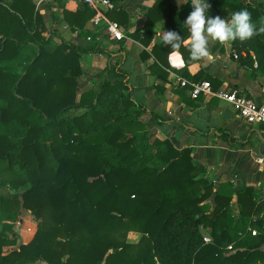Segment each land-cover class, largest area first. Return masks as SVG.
<instances>
[{
    "label": "trees",
    "instance_id": "1",
    "mask_svg": "<svg viewBox=\"0 0 264 264\" xmlns=\"http://www.w3.org/2000/svg\"><path fill=\"white\" fill-rule=\"evenodd\" d=\"M10 3L17 12L0 4V264H264V199L256 190L229 180L214 188L189 147L152 138L117 61L108 68L116 82L104 79L78 98L80 52L90 48L52 43L29 20L30 0ZM207 3L216 16L246 9L257 28L264 20L260 3ZM159 6L168 9L167 30L184 38L188 29L170 0H154L145 24L132 34L149 43L156 20L151 12ZM232 44L264 54V33ZM157 48L172 50L154 43L158 59ZM185 49L179 51L188 63ZM78 106L85 108L65 115ZM234 194L238 215L231 208ZM23 211L34 215L36 230L5 251ZM129 230L141 233L137 241L127 240Z\"/></svg>",
    "mask_w": 264,
    "mask_h": 264
},
{
    "label": "crops",
    "instance_id": "2",
    "mask_svg": "<svg viewBox=\"0 0 264 264\" xmlns=\"http://www.w3.org/2000/svg\"><path fill=\"white\" fill-rule=\"evenodd\" d=\"M14 1L0 0V4L12 12L14 8L10 2ZM30 1L33 12L29 20L33 26L38 23L42 34L52 43H59L63 39L71 45L90 48L80 52L81 73L76 85L78 98L89 89H98L104 79L116 82L118 75L108 68L111 61H117L120 69L127 74L130 96L142 108L141 119L152 138L169 139L178 149L189 147L193 162L204 166L203 175L214 182V188L220 182L229 180L236 188L251 185L257 192L256 198L264 199V137L260 125L244 121L229 101L214 93L218 89L236 88L257 102L264 101L262 52L258 54L254 48L238 51L232 42L221 44L210 41L212 61H192L186 47L184 54L189 62H185L180 51L183 65L176 68L171 66L168 59L172 50L165 54L164 49L157 48L161 59L152 52V45L162 42L160 33L167 30L166 6H159L151 12L156 20L151 27L154 33L149 43H143L132 34L145 24L154 0H110L111 7L100 5L105 15L118 21L125 32V37L120 40L109 37L104 22L94 25L92 6L79 0ZM170 1L178 8L182 24L185 25L192 11L191 0ZM249 1L256 4L263 2ZM210 5L207 15L215 17V6ZM261 7L264 14V2ZM35 13L40 15L39 22L35 20ZM232 14L233 10H228L222 12L220 17L230 19ZM189 34L188 31L185 40ZM110 52L113 56L111 59ZM234 52H237L236 57ZM181 79H207L214 91H201L193 95L190 85L181 84ZM84 108H70L65 115L79 113ZM230 202L233 213L238 215L239 204L235 194ZM29 213L20 212L17 221L30 225L34 230L28 231L25 227L18 230L15 224L11 233L15 236V242L4 245L5 251L32 238L37 222L34 215ZM200 230L202 234L210 235L207 228L201 226ZM140 235L139 231L129 230L127 240L137 241ZM260 248L264 250V241ZM24 264L48 263L37 259Z\"/></svg>",
    "mask_w": 264,
    "mask_h": 264
},
{
    "label": "clouds",
    "instance_id": "3",
    "mask_svg": "<svg viewBox=\"0 0 264 264\" xmlns=\"http://www.w3.org/2000/svg\"><path fill=\"white\" fill-rule=\"evenodd\" d=\"M191 5L192 11L185 20L190 33L186 40L174 30H164L160 33L162 43L172 49L168 56L172 67L179 68L183 65L179 51L182 46L188 48L192 61H212L213 55L209 50L210 41L228 44L239 39L243 42L264 33V20L257 28L246 9L236 11L230 19H222L218 15L215 17L207 15L211 7L207 0H191Z\"/></svg>",
    "mask_w": 264,
    "mask_h": 264
},
{
    "label": "built area",
    "instance_id": "4",
    "mask_svg": "<svg viewBox=\"0 0 264 264\" xmlns=\"http://www.w3.org/2000/svg\"><path fill=\"white\" fill-rule=\"evenodd\" d=\"M82 3L88 4L93 8L92 22L94 25H99L101 22H104L106 31L109 34V37L120 40L125 37V32L120 27L119 23L116 20L109 19L100 5L105 7H111L112 2L110 0H79ZM234 57L237 56V52L233 53ZM181 84H189L191 94L197 95L199 92H213L214 90L211 87V83L207 79L201 80H186L181 79ZM214 93L227 101H229L232 106L238 112V115L248 123H258L260 125L261 134L264 137V101L257 102L250 96H247L241 93L236 88L231 89H218ZM16 227L20 230L22 223L17 221ZM25 229L31 231L32 227L26 225ZM256 229H252V233H256ZM203 241L209 242L211 236L207 234H202ZM227 250L233 249L232 244L229 243L226 245Z\"/></svg>",
    "mask_w": 264,
    "mask_h": 264
},
{
    "label": "rangeland",
    "instance_id": "5",
    "mask_svg": "<svg viewBox=\"0 0 264 264\" xmlns=\"http://www.w3.org/2000/svg\"><path fill=\"white\" fill-rule=\"evenodd\" d=\"M253 1H256V2H257V1H258V2H259V1H263V2H264V0H253ZM263 2H262L261 4H263ZM1 190H3V188H0V191H1ZM22 214H23V213H22ZM29 214H30V213H29ZM16 223H17V221H16ZM16 225H17V224H16ZM25 226H26V224H22L21 228H22V227H25ZM33 230H34V228L31 229V231H33Z\"/></svg>",
    "mask_w": 264,
    "mask_h": 264
}]
</instances>
